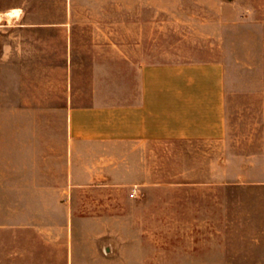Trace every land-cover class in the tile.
<instances>
[{"label":"rangeland","instance_id":"rangeland-1","mask_svg":"<svg viewBox=\"0 0 264 264\" xmlns=\"http://www.w3.org/2000/svg\"><path fill=\"white\" fill-rule=\"evenodd\" d=\"M0 18V264H218L258 227V198L205 182L260 153L264 0H0ZM213 60L223 146L128 158L69 136V109L121 102L139 66Z\"/></svg>","mask_w":264,"mask_h":264},{"label":"crops","instance_id":"crops-1","mask_svg":"<svg viewBox=\"0 0 264 264\" xmlns=\"http://www.w3.org/2000/svg\"><path fill=\"white\" fill-rule=\"evenodd\" d=\"M14 9L19 12V8L9 12ZM260 117L258 157L249 159L233 180L205 182L234 197L258 198L261 203L256 229L247 236L220 241L218 264H264V102ZM226 128L224 66L216 60L143 64L121 102L68 111L69 136L74 142L120 145L128 158L139 156L147 144L161 141H198L220 147Z\"/></svg>","mask_w":264,"mask_h":264},{"label":"bare ground","instance_id":"bare-ground-1","mask_svg":"<svg viewBox=\"0 0 264 264\" xmlns=\"http://www.w3.org/2000/svg\"><path fill=\"white\" fill-rule=\"evenodd\" d=\"M10 13H13V14L17 15V14H18V10H17V9H14L13 11L9 12V14H10ZM0 19H1V18H0Z\"/></svg>","mask_w":264,"mask_h":264}]
</instances>
